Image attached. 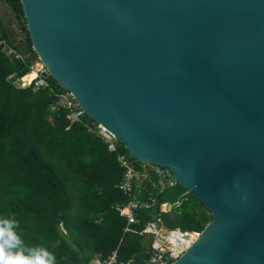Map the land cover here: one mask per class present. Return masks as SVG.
<instances>
[{
    "label": "water",
    "instance_id": "obj_1",
    "mask_svg": "<svg viewBox=\"0 0 264 264\" xmlns=\"http://www.w3.org/2000/svg\"><path fill=\"white\" fill-rule=\"evenodd\" d=\"M20 2L49 75L210 210L172 264H264V0Z\"/></svg>",
    "mask_w": 264,
    "mask_h": 264
},
{
    "label": "trees",
    "instance_id": "obj_2",
    "mask_svg": "<svg viewBox=\"0 0 264 264\" xmlns=\"http://www.w3.org/2000/svg\"><path fill=\"white\" fill-rule=\"evenodd\" d=\"M1 1L14 11L23 36L17 39L0 19V41L15 47L24 60L6 54L0 44V218L15 217L19 227L14 231L23 246L45 247L55 255V264H92L117 248L122 259H147L142 237L124 232L126 222L116 209L126 201L119 188L124 169L117 152L109 151L85 124L71 123L68 110L53 109L54 93L64 91L53 77H48V88L19 85V78L32 73L38 54L20 0ZM119 151L134 160L121 143ZM143 185L146 196L157 197L154 211L169 226L201 232L212 221L202 201L179 184L161 189L151 172ZM175 188L180 197L172 194ZM164 203H169L167 210ZM142 218H149L148 211Z\"/></svg>",
    "mask_w": 264,
    "mask_h": 264
},
{
    "label": "built area",
    "instance_id": "obj_3",
    "mask_svg": "<svg viewBox=\"0 0 264 264\" xmlns=\"http://www.w3.org/2000/svg\"><path fill=\"white\" fill-rule=\"evenodd\" d=\"M0 44L3 45L2 48L6 54L13 55L16 59L24 60V55L8 42L2 40ZM49 76L47 68L42 64L37 76L28 85L33 84L37 89L48 88L50 86ZM54 94L56 102L53 105V109L68 110L67 118L71 123L79 122L85 124L89 131L98 134L104 139L109 151L117 152V161L124 169L123 179L119 184V188L127 196V200L122 204H118L116 209L127 221L126 231L137 233L143 237L146 235L151 236L150 251H152V257L150 261L152 264H172L194 243L200 232L169 226L160 214L153 211L157 204L155 197L149 196L146 200L137 197L135 195L136 182L145 180L150 174L148 175V172L137 168L127 154L119 151L120 142L111 131L96 122L93 124L85 122L84 119L88 116L71 91L64 90ZM151 172L159 179L161 189L174 187L178 184L168 167L154 165ZM179 204V200L175 202V205ZM163 209L165 210V208ZM147 211L149 218L142 220V214ZM140 224L143 225L141 228L136 227ZM94 264L139 263L136 257L121 260L119 254L114 251L107 257L96 260Z\"/></svg>",
    "mask_w": 264,
    "mask_h": 264
},
{
    "label": "clouds",
    "instance_id": "obj_4",
    "mask_svg": "<svg viewBox=\"0 0 264 264\" xmlns=\"http://www.w3.org/2000/svg\"><path fill=\"white\" fill-rule=\"evenodd\" d=\"M18 227L15 217L0 218V264H55V255L45 247L26 249L14 231Z\"/></svg>",
    "mask_w": 264,
    "mask_h": 264
},
{
    "label": "rangeland",
    "instance_id": "obj_5",
    "mask_svg": "<svg viewBox=\"0 0 264 264\" xmlns=\"http://www.w3.org/2000/svg\"><path fill=\"white\" fill-rule=\"evenodd\" d=\"M0 19L4 22V24H6L7 27H9L11 29V33L13 34V36H15L17 39L21 38L23 35L22 33L19 31V25L17 22V19L14 16L13 11L11 10V8L8 6V4H6L5 2L0 0ZM25 20V17H24ZM26 22V20H25ZM38 62H41V60L38 58L34 63H33V67H35ZM42 63V62H41ZM42 67H40L41 69ZM20 83V79L17 80ZM132 159V158H131ZM134 165L137 168H140L143 170L144 169H148L153 167L152 164H149L147 162H143V163H136L135 159L133 160ZM139 166V167H138ZM148 175L150 174V170L147 171ZM173 192L175 193V198L180 197L181 195H179V190L177 188L173 189ZM169 203H165L166 208L169 206ZM171 207V206H170ZM167 210V209H166Z\"/></svg>",
    "mask_w": 264,
    "mask_h": 264
},
{
    "label": "crops",
    "instance_id": "obj_6",
    "mask_svg": "<svg viewBox=\"0 0 264 264\" xmlns=\"http://www.w3.org/2000/svg\"><path fill=\"white\" fill-rule=\"evenodd\" d=\"M12 10V9H11ZM13 11V10H12ZM13 13H14V11H13ZM14 16H15V13H14ZM16 18V17H15ZM6 25V24H5ZM19 25V24H18ZM19 31H20V29H19ZM34 67L33 66H31V69H33ZM37 74H38V71H37ZM20 79V78H19ZM19 85L21 86V83H19ZM149 169V168H148ZM148 169H144L143 168V170L145 171V172H147V170ZM123 179V178H122ZM122 179H121V181H122ZM122 192V191H121ZM144 192H146V186H144L143 185V181H137L136 182V191H135V195L137 196V197H139V198H141L140 196H142V194H143V196H146L147 194L146 193H144ZM123 193V192H122ZM124 194V193H123ZM146 194V195H145ZM125 195V194H124ZM126 196V195H125ZM142 196V197H143ZM149 198V195L148 196H146V198H144L143 197V200H146V199H148ZM142 199V198H141ZM156 199H157V197H156ZM126 200H127V196H126ZM126 202V201H125ZM117 208V207H116ZM163 208H165V210L166 209H168L169 208V206L166 208V206H165V203H164V206H163ZM155 209V208H154ZM154 209H153V211H154ZM154 212H156V211H154ZM156 213H158V212H156ZM158 214H160V213H158ZM161 215V214H160ZM121 216V215H120ZM122 217V216H121ZM122 218H124V217H122ZM124 220H125V222H126V224H125V227H124V232L125 233H133V234H137V233H134V232H129V231H126V226H127V221H126V219L124 218ZM143 226V225H142ZM137 235H139V234H137ZM139 236H141V235H139ZM142 237V244H143V246L145 247V251L147 252V254H148V257H147V259H144V260H140L136 255H131L130 257H136V259H137V261H138V263L139 264H152L151 263V261H150V258L152 257V251H150V242H151V236L150 235H146V236H141ZM114 251H116L118 254H119V257L121 256V252H120V250L117 248V249H114L112 252H114ZM111 252V253H112ZM111 253H109L108 255H110ZM107 255V256H108ZM107 256H105V257H107ZM104 257V258H105ZM130 257L129 258H127V259H122L121 257H120V259L121 260H128V259H130ZM103 257H97V258H95L94 259V261H93V263L92 264H94L95 263V261L96 260H98V259H102Z\"/></svg>",
    "mask_w": 264,
    "mask_h": 264
},
{
    "label": "bare ground",
    "instance_id": "obj_7",
    "mask_svg": "<svg viewBox=\"0 0 264 264\" xmlns=\"http://www.w3.org/2000/svg\"><path fill=\"white\" fill-rule=\"evenodd\" d=\"M40 67H42V63L41 62H38V64L32 69V73L30 75L23 76V77L20 78L21 84L23 86H26L29 83H31L32 80L37 76V71L40 69Z\"/></svg>",
    "mask_w": 264,
    "mask_h": 264
}]
</instances>
